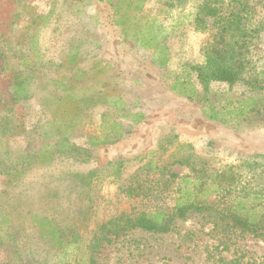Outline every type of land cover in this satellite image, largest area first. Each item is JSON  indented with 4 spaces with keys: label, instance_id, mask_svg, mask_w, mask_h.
Returning <instances> with one entry per match:
<instances>
[{
    "label": "rangeland",
    "instance_id": "rangeland-1",
    "mask_svg": "<svg viewBox=\"0 0 264 264\" xmlns=\"http://www.w3.org/2000/svg\"><path fill=\"white\" fill-rule=\"evenodd\" d=\"M136 1L0 0L4 50H17L19 38L27 39L23 32L31 18L44 17L36 26L30 58L37 63L31 72L32 98L12 99L11 68L0 60V116L16 113L23 124L7 141L0 139V154L15 160L29 144L31 152L53 156L46 163H30L12 183L0 175V211L10 214L27 252L45 264L62 258L86 264L91 252L98 264H264V238L211 211H192L166 233L134 229L118 237L109 234L110 242L102 239V224L122 213L173 205L181 191L195 188L188 180L197 179V194L204 192L216 206L241 200L264 216V118L251 113L223 124L201 110L206 98L217 106L252 95L264 100V29L251 39L246 55L247 78L254 81L232 87L212 82L207 94L186 67L204 62V47L216 31L211 19L205 29L196 26L205 0H141L142 9L135 10ZM228 1L215 3L224 12ZM246 2L249 24L259 26L264 0ZM117 3L120 14L132 18L124 25L129 37L115 21ZM153 18L164 26L160 43L165 52L135 40V29L147 28ZM162 54L170 59L160 66L156 60ZM188 73L200 92L193 101L171 89L178 75ZM49 78L62 79L80 99L61 106L52 95L60 88H43ZM44 97L52 102L43 103ZM138 111L145 118L136 122L132 113ZM63 136L87 148L89 156L68 148L55 151ZM152 164L156 169H150ZM171 173L179 177L170 180ZM130 184L142 185L143 195H129ZM32 214L75 225L79 241L63 254L31 223ZM4 257L0 250V260Z\"/></svg>",
    "mask_w": 264,
    "mask_h": 264
},
{
    "label": "trees",
    "instance_id": "trees-1",
    "mask_svg": "<svg viewBox=\"0 0 264 264\" xmlns=\"http://www.w3.org/2000/svg\"><path fill=\"white\" fill-rule=\"evenodd\" d=\"M216 1L218 0H205L199 6L196 14V26L198 28L205 29L211 19L210 26L216 30L212 35V40L207 42L204 47L205 60L202 64H188L186 66L190 72L195 73L196 80L207 94L211 93L209 87L212 82H225L232 87L240 82L250 84L254 81V79L249 81L247 78L249 61L246 55L250 52L251 39L264 29V19L259 26L249 24L248 18L251 17V7L246 0H229L224 12H222V5L216 4ZM136 2L138 5L135 10L142 9V1L137 0ZM114 6L115 21L123 28L126 37H129L130 32L127 31L126 27L124 28V25L132 18L126 14H120L121 6L118 3L114 4ZM20 11L15 13V17L20 14ZM9 17L11 19V15ZM43 20L42 14H37L31 18V22L24 27L26 30L23 32L27 39L19 38V44L17 43L19 48L17 50H4L2 44H0L1 65L6 70L9 69L8 67L11 68L8 85L9 93L12 99L18 102L33 97L31 92V72L37 63H34L30 58L38 36L37 31H35L36 26L41 24ZM163 30L164 26L157 18H153L147 28L135 29V40L142 47L154 48L155 52H165L166 47L160 43L164 35ZM26 44H29L32 49L26 50L24 48ZM169 59L167 54H162L160 59L156 60V63L163 66ZM43 85L44 89L50 86L60 88L59 93L53 91L52 95L61 106H66L69 102H76L80 99L79 95L73 94L64 86L62 79L61 82H58L55 78H49ZM195 86L197 84L191 80V76L188 73L187 76L178 75L172 82L171 89L193 101L200 95ZM61 91L67 93L61 96ZM46 99L52 102L49 97H44L42 102L47 103ZM114 103H118V101H114ZM201 110L204 117L223 124H228L231 120L234 121L236 117L246 119L251 113L262 119L264 118V100L257 99L252 95L238 102L227 99L224 104L217 106L206 98ZM64 111H68V108L66 107ZM132 116L137 117L136 122L145 118L144 113L140 111L132 113ZM21 121L20 115L18 116L16 113H7L0 116L1 141H7L8 137L19 133L23 125ZM30 146L32 145L28 144L22 155L15 160L0 154V175H5L9 183L19 180L30 163H46L52 160V154L44 152L33 153ZM66 148L76 155L89 156L90 154L87 148L66 142V138L63 136L56 143L55 151ZM150 169H156V166L152 164ZM170 177L171 180L179 176L176 173H171ZM196 180L187 181L193 183L195 188L181 191L173 205L167 207L158 206L153 210H143L136 214L122 213L120 216L102 224L104 229H106V234H104L102 239L110 242L112 238L108 236L109 234L118 237L121 231L126 232L134 229L166 233L173 229L177 219L186 218L192 211L214 212L221 218L227 219L232 226L264 238V216L260 211L253 206L246 205L241 200L226 208L216 206L215 203H210L207 200L204 192L200 195L197 194L196 183L198 180ZM140 188L142 189V185L130 184L127 188L128 194L131 196L143 195L144 191H139ZM30 217L31 223L38 228L40 234L63 254L70 246L75 245L81 237L75 225H61L50 217L34 214L30 215ZM0 250L5 253V257L0 260V264H45L27 252L21 242V238L18 236L17 228L10 214L2 211H0ZM51 264L73 263L62 258ZM86 264H98L94 252L90 253Z\"/></svg>",
    "mask_w": 264,
    "mask_h": 264
}]
</instances>
